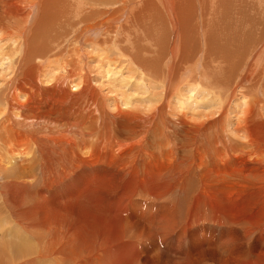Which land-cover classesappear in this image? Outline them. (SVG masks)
I'll use <instances>...</instances> for the list:
<instances>
[{
  "label": "bare ground",
  "instance_id": "bare-ground-1",
  "mask_svg": "<svg viewBox=\"0 0 264 264\" xmlns=\"http://www.w3.org/2000/svg\"><path fill=\"white\" fill-rule=\"evenodd\" d=\"M85 1L43 0L38 5L35 0L23 8L15 0H0V28L23 21L16 29L23 49L12 46L11 52L0 53V70L12 60L13 71L0 76V196L5 201L0 199V264H138L152 235L159 240L176 236L181 211L171 198L175 193H180L176 205L186 217L182 227L202 223L209 209L218 222L223 217L242 225L244 238L250 239L264 221V99L258 104L247 94L230 104L232 112L220 110L231 83L225 81L234 79L239 66L227 55L232 49L225 52L221 42L209 53L213 44L199 30L216 13L228 24L234 14L242 21L249 7L252 16L245 18L251 39L247 34L241 50L252 40L249 56L245 54L251 61L264 50L259 1L146 0L154 2L159 14L151 6L138 9L130 24L158 38L159 48L145 50L147 58L141 56L138 32L129 35L122 29L130 7L122 12L114 8L115 0H95L105 9L86 11ZM64 18H73L68 26L75 28L67 46L68 30H58ZM238 23L240 30L247 27ZM178 32L186 35L183 42L191 52L174 49ZM86 45L100 53L92 55ZM202 45L213 61L230 62L217 73L222 77L210 80L217 74L208 75L212 68L203 61ZM127 54L149 74L132 73V65L122 77L127 65L117 67ZM92 58L98 59L94 68L102 78L96 80L108 84L107 94L114 93L109 103L81 69ZM183 58L186 69L179 68ZM192 70L204 81L191 80L198 79ZM246 72L243 81L252 78L244 68ZM233 81L231 90L241 88L242 79ZM261 85L263 91L254 94L259 98L264 96ZM172 90L177 91L173 99ZM226 113L233 115V123L225 122ZM184 136L191 140L179 153L177 143ZM156 204L163 208L154 210ZM135 218L144 219L142 226ZM145 229L150 232L143 233ZM263 247L243 252L235 264H264Z\"/></svg>",
  "mask_w": 264,
  "mask_h": 264
},
{
  "label": "rangeland",
  "instance_id": "rangeland-1",
  "mask_svg": "<svg viewBox=\"0 0 264 264\" xmlns=\"http://www.w3.org/2000/svg\"><path fill=\"white\" fill-rule=\"evenodd\" d=\"M25 1H26V3L24 4ZM36 1H39L37 4L40 5L43 0H36ZM40 1H41V3H40ZM104 1H112V0H104ZM115 1L117 2V4L115 5L114 8H117V10H122V12H123V10H127V8L130 7L129 17L127 18V20H125V23L123 24L126 26L122 25L123 26L122 29H124L125 31L127 30V32H129V35L131 34V32H134V30H136L138 32L139 36H137V38L140 39L141 44L144 48V51L141 52V56L143 58L149 57V54L145 50H147L148 48H151L153 46H154V49L159 48V44L157 42L158 38H153V35L151 33H145L144 34L142 32L140 26L139 25L135 26V24H133V23L130 24V20L132 19L131 17L135 16V13H136L135 11H137L138 9L145 10L146 7L148 8L150 6L153 9H155L157 11V13L159 14L156 5L154 4L153 1L145 4L146 0H115ZM256 1H259L258 7L261 10V13H264V0H256ZM27 2L32 4L35 2V0H15V3L17 5L23 7V8L28 7L29 3L27 4ZM93 3H94V5H92ZM98 3L99 2H97L95 0L85 1L83 4V9H85L86 11L102 9L103 8L102 5H100ZM16 4H15V6H16ZM98 6H100V8H98ZM103 9H105V8H103ZM244 9H245L247 14L242 16L243 19L241 17L242 21H239L240 18L238 17V14H234L232 17V23L228 24V23H226L228 21L227 20L225 21L224 17L221 16V14L218 15L216 13V15H214V17H213L212 22L206 26L201 25L200 30H199L200 32H202V34H204V35H202L203 37L206 38V35L209 36V38H210L209 40L211 41V43H210V45L208 43V45L211 46L213 44L212 45L213 47H210L207 49V51H209V53H211L213 51L211 49H216V46H215L216 42H221L222 44H221L220 48H222L223 50L225 49V52L228 51L229 48L232 49L230 51V54H227V55H228V57L232 56V60L233 61L236 60L238 63V66H239L236 68V70L231 75V77L235 76V77L242 79V81L240 82L242 84L239 83L241 88L239 86H238V88H236L237 87L236 86L235 87L236 89L231 90L233 85L235 84V82L233 81L235 79V77H234V79L232 78L230 80L228 79L227 81H225V82H231L229 84V86L227 87L230 91L229 90L226 91L225 99H222V105H221V109H220L221 111L232 112V110H231L232 107L230 106V104H232V102L235 101V99L238 98L239 96L245 97V95L247 96V94H248L249 96L252 97V99L257 98V99H255V103L257 102L258 104L261 103L262 100L264 99V96L262 98H259L261 96L254 95L255 93L260 94L259 93L260 89L261 90L263 89V86L261 84L264 83V57H263L264 56L263 55L264 50H263L262 55L261 54L260 55L255 54V57L251 61L250 60L248 61L247 56H249V55H247V54L250 53L249 48L252 47V40H251L249 48H247V50H246L247 54H246V51L241 50L243 48V46L247 44V34L249 32V27H248L249 21H248V18H245V17H247V15L252 16L251 9L249 7H245ZM154 15H156L155 12L153 13V16ZM261 16H262V14L259 13V17H261ZM70 19L72 20L73 18H69L66 22L65 18H64L63 22L58 27L59 31H63L65 28L68 30L67 32H69L68 36H70V37L68 38V40L65 43L66 46L68 44H70L71 38L73 37L72 32L75 30V28L73 26H72V28H71V26H68V25L72 24V22H73V20H72V22L69 23ZM205 19L208 22L209 14L206 15ZM18 21H16V23L14 24L15 26H13L12 28L11 27L8 29L0 28V53H2L4 51H6L8 53L11 52L12 49H10V47H12V46L19 48V49H23L21 36H19L20 32L18 30H16L22 26L21 24H23V21H21V20H18ZM78 21L79 20H77V22ZM161 21L163 24H165V19L163 17L161 18ZM237 21L247 24V27H245L243 30H240L239 27L237 26V24H239ZM235 22H237V23L235 24ZM17 23H19V25L16 26ZM130 26H132V28ZM61 27H62V30H60ZM14 30L18 33H16ZM79 30H80V28L78 29V31ZM13 31L15 34L13 33ZM122 37H123V32L120 33V31H119V33H117V35L115 37V42L118 44V46L120 44V43H118V41H121ZM185 37H186L185 34H183V36H182V33L178 32L177 39L179 38V41L177 42V45L174 47V49L179 54H183L187 50H189L191 52V50H192V48H190L186 43L183 42V39H185ZM248 38L251 39V35L249 36V34H248ZM225 39H226V41H225ZM256 42L257 41H255V45L257 46V49H258L260 44H256ZM12 43H13V45H12ZM223 44H224V46H223ZM228 45H229V47H227ZM84 48H86L87 51H89L92 55L96 54V52L100 53V51H98L96 49V47H94V45H92V46L86 45ZM206 48L207 47L205 45H202L200 49H202L201 52L205 56L203 61L206 60L207 67L209 69L212 68L210 70L211 71L210 74H208V75H212L215 73L217 74L218 72H223V70L227 68V66L230 64V62L224 63L222 61V59H220V57H219V61H213L214 56L212 54L207 55V56H209V59H208L206 56L207 52L205 51ZM262 48L264 49V46ZM236 54H238V56L239 55H241V56L236 58L234 56ZM127 55H128V58H122L121 59L122 61H119V62L120 63L123 62V63H121L117 67V69H118L123 64H124V66L127 65V67L123 68V70H122V74H121L122 77L126 76L128 74L127 70H130V69H128V67L131 68L132 65L136 66L135 69L132 68L130 70L132 73L136 74L138 72L144 71L147 74H149V72L144 70L142 65H140L139 63H136V61L134 60V58H132L131 55H129V54H127ZM3 57H5V55H3ZM124 57H126V56H124ZM243 57H244V59H243ZM258 58H260V59H258ZM9 60H10L9 58L3 59L4 62L9 61ZM198 61H199V63L202 64V60L200 58ZM245 61L248 63H246ZM51 63H49V64H51ZM11 64H12V60H11V63L9 65L5 64L3 66L4 68L0 70V76H2V75L6 76L9 74H12L13 71H12V68L10 66ZM54 64H56V63H54ZM203 64H205V63L203 62ZM216 64H218L219 66H217ZM51 65L53 66V63ZM95 65H99L98 59L93 60V58H92L90 61L87 62L86 68L81 67V69L85 70L87 74L91 75L94 78V80L92 82L101 87V89L105 93V96H106L107 101L109 103V102H111L112 95L114 93L113 94H107L105 86H108V84H105L106 83L105 81L103 84H99V82L96 80V77L100 81H102V78L99 77L101 75L98 73V71H95V68H94ZM187 66H188V61L184 58L181 59V61L179 63V68L186 69ZM161 67L163 68L162 74H164L165 69H164V66L162 63H161ZM244 68L248 69V71L250 72V76H252V78L247 79L248 81L247 80L243 81V78H245L246 74H247V72L244 74ZM51 69H54V68H51ZM191 73L196 75V72H194L193 70L191 71ZM262 74H263V77H262ZM196 76L198 77V79L195 76L194 77L191 76L192 77L191 80L193 78H195V81H197V83H199V80L204 81L202 79V76H200L199 74H197ZM8 77H10V76H8ZM214 77H222V76L218 75V74L213 75L212 78H210V80L212 81V79ZM257 77H259V78H257ZM257 79H258V81H257ZM250 80H251V82H250ZM243 82H244V84H243ZM259 82H261V83L257 85V83H259ZM232 83H234V84H232ZM231 84H232V86H230ZM255 85H257L256 91L255 90L253 91L251 89V87L255 88ZM166 92L168 93V91H166ZM230 92H232V93H230ZM176 94H177V91L172 90L170 93V97H172V99H173L176 97ZM257 100L258 101L261 100V101L258 102ZM228 117H229V115L227 114L225 122H227V120H228V122L233 123V121H234V118H232L233 115L230 114V117L229 118ZM190 140H191V138L188 136L182 137V140L179 143H177V150L176 151L179 153L183 152L184 146L187 143H189ZM190 151H191V145L189 148V152ZM37 170H38V168L35 171H37ZM211 172H213V171H211ZM36 178L38 180L37 185H40L41 181H40V177L38 176V174L36 175ZM0 181H1V179H0ZM179 197L181 198L180 193H178V194L175 193L174 196L171 197L174 201L173 203L176 206V209L178 208L181 211L179 220L176 218L177 219L176 220L177 225H178V227L176 229L178 232H176V236L174 237L175 240L172 238V236H171V238H165L164 237L165 239L160 238V240H159L158 238H156L155 235H152V237H151L152 240L145 242L146 247H144L145 249L143 248V250L141 252L142 255L140 254L139 258L137 257V259L139 261L138 264H180V263L186 264V262H184V261H187V260H188L187 264L188 263L194 264L195 262H197L195 264H200V263L201 264H216V263L217 264H225L226 262H227V264H235L237 257H240L242 254H244L243 252H246L247 250H248L247 252H252V251L254 252V251H258L259 249H262L260 247H263V244H264V240L262 239L264 237V221L259 223L258 226H255V229H254L255 231L249 237L250 239L244 238V236H243L244 235V227L242 225L229 224L228 221L223 217H221V219H220L221 222H218L219 218H217V216L215 218V216L213 215L214 212L213 213L210 212L209 209H207V212H206L208 215V218L209 219L213 218L212 220H214V218H215L214 221H209L208 218H206V220H204L202 223L200 222L198 224V221H197L194 224H190L189 227L187 226V228H186V226L182 227L183 218L186 221V217H185L184 213H182V209H180L178 207L181 203L178 201L180 199ZM0 199H3V200H1V203L4 204L5 201H4L3 195L0 196ZM176 203L178 206L176 205ZM161 206L156 204L154 210H159V207H161ZM161 208H163V206ZM211 216H213V217H211ZM135 219L137 221H140V224L142 226L141 222L142 221L144 222V219H141V218H135ZM179 222H181V224ZM155 223H157V221H155ZM179 225H181V226L179 227ZM183 228H185V229H183ZM144 232L148 234L150 232V229L149 230L145 229L143 231V233ZM244 240H246V241H244ZM209 241H211V242H209ZM155 242H157V243H155ZM247 243H248V245H247ZM154 246H156V247H154ZM155 248H156L157 252L161 251V253L163 255L161 253H157L156 251H154ZM244 248H245V251H244ZM151 251H152V253H151ZM203 251H204V253L206 252L204 255H203ZM191 256H192V260H191ZM200 257L202 260L200 259ZM193 259L195 260L194 263H193V261H194ZM197 259H199V260H197ZM175 261H176V263H175ZM177 261H179V262H177ZM172 262H174V263H172Z\"/></svg>",
  "mask_w": 264,
  "mask_h": 264
}]
</instances>
